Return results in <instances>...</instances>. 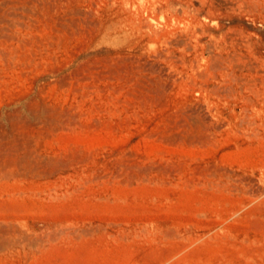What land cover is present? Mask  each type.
<instances>
[{"label": "rangeland", "instance_id": "374dc122", "mask_svg": "<svg viewBox=\"0 0 264 264\" xmlns=\"http://www.w3.org/2000/svg\"><path fill=\"white\" fill-rule=\"evenodd\" d=\"M0 264H264V0H0Z\"/></svg>", "mask_w": 264, "mask_h": 264}]
</instances>
